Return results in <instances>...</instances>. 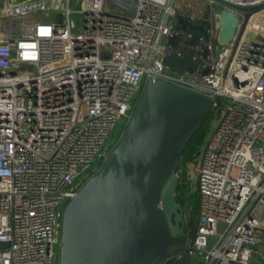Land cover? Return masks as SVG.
<instances>
[{
	"label": "built area",
	"instance_id": "built-area-1",
	"mask_svg": "<svg viewBox=\"0 0 264 264\" xmlns=\"http://www.w3.org/2000/svg\"><path fill=\"white\" fill-rule=\"evenodd\" d=\"M53 1L0 0V264H56L63 204L107 156L112 131L127 123L149 77L206 93L221 113L200 151L196 228H185L186 248L174 256L264 264V8L236 44L237 26L217 59L215 40L201 36L191 73L165 63L169 47L180 56L191 48L168 44L179 0H114L134 14L82 0L78 32L69 0L65 20L36 15Z\"/></svg>",
	"mask_w": 264,
	"mask_h": 264
},
{
	"label": "water",
	"instance_id": "water-1",
	"mask_svg": "<svg viewBox=\"0 0 264 264\" xmlns=\"http://www.w3.org/2000/svg\"><path fill=\"white\" fill-rule=\"evenodd\" d=\"M208 1L202 16L177 10L173 29L185 34L190 19L202 28L209 25V31L212 27L217 59L222 44L232 41L241 24L238 43L250 16L264 8V2L241 6L226 0ZM193 39H198V33ZM103 50L109 56V44ZM191 51L183 56L166 51L165 63L192 73ZM213 102L214 97L172 81L147 79L121 136L65 205L58 264H168L178 260L174 254L185 250L188 236L185 213L177 199V169Z\"/></svg>",
	"mask_w": 264,
	"mask_h": 264
},
{
	"label": "rangeland",
	"instance_id": "rangeland-1",
	"mask_svg": "<svg viewBox=\"0 0 264 264\" xmlns=\"http://www.w3.org/2000/svg\"><path fill=\"white\" fill-rule=\"evenodd\" d=\"M184 0H179V3L183 2ZM198 1H194L193 4H191V7L186 8L188 9V12L190 14L195 13V16H201V14H203V12H199L196 10L195 6L198 4ZM69 5L71 7V9L73 10L71 12L70 17L75 20L76 22V26L73 29L74 32H78L80 30L83 29V23H84V13L79 11V9L82 8V0H69ZM105 9L109 10V11H113V12H118V13H123V14H134V11L129 10L123 6H121L120 4H118L116 1L114 0H106L105 1ZM127 9V10H126ZM204 11V9H202ZM40 19L42 20H62V19H66L65 16V12L62 9L59 8H55V7H50L48 9H45L41 12H38L36 14ZM190 33V35H189ZM195 33H198V39L194 40L193 39V35ZM201 36H204L206 38L207 41L210 40H215V37L212 36V34L209 31V25H205L204 28L201 27V23L200 22H195L192 19L189 20L188 22V26H187V31L185 32V34H180V33H176L174 32V34L170 37V40H168V44L170 46H177L178 43L180 41L185 42L186 44L190 45V49H192V47L196 44L199 43V38ZM178 42V43H177ZM171 48L169 47L166 51H169ZM189 49V50H190ZM165 51V54H166ZM192 52V51H191ZM190 52V54H191ZM189 53V51L184 54L187 55ZM204 56L205 58H207V56L210 53V49L208 48V45L205 44L204 46ZM194 65V64H193ZM38 70V67L35 66L33 71ZM185 70V69H184ZM221 113L219 111L216 112V115L214 116L213 120H212V128L211 130L215 127V125L218 122V119L220 117ZM125 124H118L116 126V128L112 131L110 138L108 139V148H112L114 146V144L117 142V140L119 139V137L121 136L123 130H124ZM210 130V132H211ZM209 132V133H210ZM208 133V135H209ZM207 135V137H208ZM102 158H97L93 165H92V171H96L103 163ZM199 160H200V154L198 153L196 156V161H191L190 163L187 164L186 166V172H185V177H186V182L187 185H189V189L191 192H195L197 190V167L199 164ZM91 174H89V172L86 174L84 173L81 176V180L82 179H87ZM66 203L63 204V208H65ZM190 213L187 212V216H189ZM226 228V223L225 222H220L218 224V231L219 233H222ZM213 239V237H212ZM58 251H59V246L57 247V255L55 257V263L58 264ZM202 258L198 257L197 260H194L192 256H190L189 254H185L182 258H179L178 260H176V262H170V264H201Z\"/></svg>",
	"mask_w": 264,
	"mask_h": 264
},
{
	"label": "trees",
	"instance_id": "trees-1",
	"mask_svg": "<svg viewBox=\"0 0 264 264\" xmlns=\"http://www.w3.org/2000/svg\"><path fill=\"white\" fill-rule=\"evenodd\" d=\"M216 112V110L211 109L207 114H205L201 126L193 134L183 151L181 155V162L177 169L180 176L177 189V199L182 205L185 215L187 216V212L190 213L188 219L186 218L187 221L185 220V228H189L193 232L196 228V218L199 211L200 201L197 190L195 192H191L189 185H187L185 177L186 166L191 161H196V156L202 150L207 135L212 128V120L216 115Z\"/></svg>",
	"mask_w": 264,
	"mask_h": 264
},
{
	"label": "crops",
	"instance_id": "crops-1",
	"mask_svg": "<svg viewBox=\"0 0 264 264\" xmlns=\"http://www.w3.org/2000/svg\"><path fill=\"white\" fill-rule=\"evenodd\" d=\"M194 1H198V3H195V4H198V6L196 5L195 8L199 12H204L202 9L205 10V8L208 7V5H209L208 0H184L183 2L180 3V5L182 6L181 11L182 12L187 11L188 9H186V8L191 7V4H193ZM64 3H65V0H54L53 4H51V5L55 8H59V9L64 10V8H63ZM192 14H195V13H192Z\"/></svg>",
	"mask_w": 264,
	"mask_h": 264
},
{
	"label": "bare ground",
	"instance_id": "bare-ground-1",
	"mask_svg": "<svg viewBox=\"0 0 264 264\" xmlns=\"http://www.w3.org/2000/svg\"><path fill=\"white\" fill-rule=\"evenodd\" d=\"M258 25H259V27L262 28V27H263V21H261L260 23H258ZM258 25H257V26H258ZM263 30H264V29H263Z\"/></svg>",
	"mask_w": 264,
	"mask_h": 264
},
{
	"label": "flooded vegetation",
	"instance_id": "flooded-vegetation-1",
	"mask_svg": "<svg viewBox=\"0 0 264 264\" xmlns=\"http://www.w3.org/2000/svg\"><path fill=\"white\" fill-rule=\"evenodd\" d=\"M185 226H186V223H185ZM170 262H172V261H170ZM170 262L168 264H170Z\"/></svg>",
	"mask_w": 264,
	"mask_h": 264
}]
</instances>
